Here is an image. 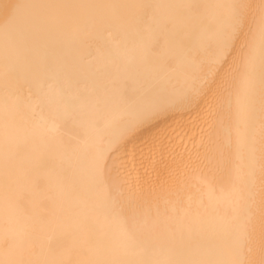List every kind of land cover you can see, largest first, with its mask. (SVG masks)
Here are the masks:
<instances>
[{
  "label": "bare ground",
  "instance_id": "obj_1",
  "mask_svg": "<svg viewBox=\"0 0 264 264\" xmlns=\"http://www.w3.org/2000/svg\"><path fill=\"white\" fill-rule=\"evenodd\" d=\"M19 2L173 6L159 9L155 18L142 17L136 31L119 37L111 55L76 40L80 18L138 10L72 9V21L54 20L29 37L27 46L38 58L67 60L70 70L60 76L52 102L59 135L50 124L41 127L27 119L11 129L8 165L21 202L19 209L5 208L0 179V229L10 216L7 226L52 237L55 248L49 253L37 247L22 258L135 264L194 254L219 257L235 249L243 224L258 262L264 240V64L258 10L217 61L216 33L229 10L216 6H255L260 0ZM3 51L0 25V68ZM3 95L0 80V103ZM97 150L105 156L103 183L90 165ZM3 171L0 134V177ZM40 216L49 225L42 232ZM85 233L91 237L87 243Z\"/></svg>",
  "mask_w": 264,
  "mask_h": 264
},
{
  "label": "snow or ice",
  "instance_id": "obj_2",
  "mask_svg": "<svg viewBox=\"0 0 264 264\" xmlns=\"http://www.w3.org/2000/svg\"><path fill=\"white\" fill-rule=\"evenodd\" d=\"M173 7L160 4H130V5H72V4H34L21 3L19 0H0V25L4 37L3 65L0 68V80L3 81V102L0 103V134L4 142V171L2 177L4 189V205L6 209L16 210L20 207L21 197L15 193L16 178L8 165L9 139L14 123L27 119L41 127H48L59 135L60 125L57 123L58 111L53 108V99L57 95L59 78L70 70L67 60H52L47 56L37 57L28 48L29 37L35 32L47 29L57 19L72 21V9H124L138 10L137 14L128 12L104 14L93 12L80 18L83 27L76 29V40L86 42L89 47H95L101 55H111L112 50L119 46V37L137 30L141 18L156 17L159 9ZM183 7L194 8L196 5ZM216 7L229 10L226 20L220 21L217 29L218 54L217 61L223 58L224 51L248 24L249 16L258 10V23L262 43V64H264V0L258 5L248 3H231ZM117 30H113V29ZM253 64L251 53L247 59L249 74ZM248 80L246 79V83ZM26 89V91H25ZM60 92L63 90L60 89ZM108 103V101H105ZM226 134H231L230 127H225ZM91 169L101 183L104 182L106 162L103 150H97L91 157ZM109 199H113L109 196ZM241 198H238V205ZM113 203L115 200L113 199ZM11 217L7 216L6 226L0 229V248L4 256L0 264H109L100 259L63 260L37 259L25 260V251L37 247L42 250L47 247L49 253H55L53 238H43L38 232H18L7 226ZM40 231L49 225L43 216L38 218ZM91 239L84 234L85 243ZM254 248L247 228L240 224L236 238L235 249H229L219 257L192 255L186 259H162L139 261L135 264H264V240L260 244V260L253 259Z\"/></svg>",
  "mask_w": 264,
  "mask_h": 264
}]
</instances>
